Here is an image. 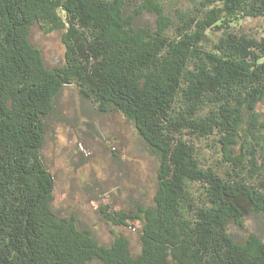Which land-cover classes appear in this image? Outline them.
<instances>
[{
	"label": "trees",
	"instance_id": "1",
	"mask_svg": "<svg viewBox=\"0 0 264 264\" xmlns=\"http://www.w3.org/2000/svg\"><path fill=\"white\" fill-rule=\"evenodd\" d=\"M146 13L155 27L136 25ZM248 18L264 22V0H0V264H264L260 234L230 231L264 223V37L241 30ZM36 24L61 32L60 65ZM66 86L132 122L159 159L151 204L100 209L141 224L138 252L55 207L42 150Z\"/></svg>",
	"mask_w": 264,
	"mask_h": 264
},
{
	"label": "rangeland",
	"instance_id": "2",
	"mask_svg": "<svg viewBox=\"0 0 264 264\" xmlns=\"http://www.w3.org/2000/svg\"><path fill=\"white\" fill-rule=\"evenodd\" d=\"M168 3L174 8L180 0ZM155 20L146 13L137 18L136 25L155 27ZM240 28L264 37L260 18L245 19ZM31 38L49 67L61 64L64 45L60 31L46 33L36 24ZM257 111L264 116L263 105ZM42 155L55 178V207L63 215H75L79 225L89 228L99 243L110 244L123 234L134 252L140 250L139 222H132L131 227L116 226L100 211L106 205L131 211L138 203L151 204L156 193L159 159L132 122L119 113L98 112L76 87L66 86L56 98ZM230 231L239 241L250 232L264 238L263 219L251 214L245 229L232 224Z\"/></svg>",
	"mask_w": 264,
	"mask_h": 264
}]
</instances>
